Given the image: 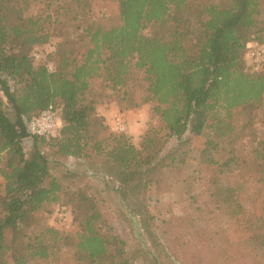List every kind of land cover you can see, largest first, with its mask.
<instances>
[{
	"label": "trees",
	"instance_id": "1",
	"mask_svg": "<svg viewBox=\"0 0 264 264\" xmlns=\"http://www.w3.org/2000/svg\"><path fill=\"white\" fill-rule=\"evenodd\" d=\"M97 2L0 0V91L14 115L0 98V264H55L63 251L61 264L123 262L117 238L99 229L101 213L85 187L51 176L38 145L114 177L149 222V187L181 169L199 137L201 163L252 173L261 207L248 219L236 205V256L221 247L214 264H264V141L251 158L230 150L218 162L210 136L232 132L249 108L261 109L264 123V70L250 72L245 61L248 42L264 44V0H103L111 11L101 16ZM31 3L37 10L26 14ZM47 43L53 49L36 61L32 52ZM110 101L127 111L151 103L155 122L137 141L110 130L99 107ZM49 106L62 120L59 134L29 135L25 119ZM26 137L33 141L28 153ZM64 199L59 207L70 211L71 228L41 224V214Z\"/></svg>",
	"mask_w": 264,
	"mask_h": 264
},
{
	"label": "rangeland",
	"instance_id": "2",
	"mask_svg": "<svg viewBox=\"0 0 264 264\" xmlns=\"http://www.w3.org/2000/svg\"><path fill=\"white\" fill-rule=\"evenodd\" d=\"M97 1L95 11L98 15L111 11L103 5V0ZM36 10L35 4L31 3L26 14H34ZM51 40L56 42L57 39L52 37ZM44 46L35 50L44 55ZM0 98L4 110L13 119V111L1 91ZM99 107L109 111L106 115L99 112L110 130L112 115L116 111L124 112L128 124L125 133L133 135L136 141L143 130L155 122V117L150 113L151 103L128 111L120 110L113 101ZM262 114L259 108H249L244 114V122L239 119L232 132L220 138L210 134L219 144L213 151L218 162L225 161L230 150L239 159L253 156V148L264 141ZM204 140V137L193 140L187 149L188 156L183 167L168 171L159 186L152 184L149 187V222L134 210L131 200L123 198L114 177L106 176L84 161L61 159L53 148L45 144L38 146L49 159L51 176L73 189L85 187L87 192L84 194L93 199L95 209L101 213L99 229L119 241L118 246L123 253L122 264H214L222 253L221 247H227V256H236L232 247L238 238L234 226L236 205L246 211L248 219L256 217L261 207L254 203L257 183L250 171L238 168L234 163L221 168L215 164L201 163L199 153ZM32 144L31 137L22 140L26 153L31 150ZM172 144H168L167 148ZM64 201L52 204L42 213L40 223L55 228L53 213ZM66 257L65 251L59 252L54 259L55 264H61Z\"/></svg>",
	"mask_w": 264,
	"mask_h": 264
},
{
	"label": "built area",
	"instance_id": "3",
	"mask_svg": "<svg viewBox=\"0 0 264 264\" xmlns=\"http://www.w3.org/2000/svg\"><path fill=\"white\" fill-rule=\"evenodd\" d=\"M46 52L53 49L51 43L44 46ZM44 55L41 52L34 50L32 56L35 60L41 59ZM246 68L250 72H260L264 70V44H259L257 41H250L246 44L245 53ZM51 70V64L47 65ZM26 131L29 135L42 136L45 138L54 137L59 134L62 127V120L51 106L48 108L32 114L25 119ZM127 116L122 111H116L111 118V127L117 132H126L127 130ZM53 225L63 231H67L71 227L72 216L70 211L61 206L55 209L52 217Z\"/></svg>",
	"mask_w": 264,
	"mask_h": 264
},
{
	"label": "crops",
	"instance_id": "4",
	"mask_svg": "<svg viewBox=\"0 0 264 264\" xmlns=\"http://www.w3.org/2000/svg\"><path fill=\"white\" fill-rule=\"evenodd\" d=\"M100 111H101V113L102 114H105L106 115V113H109V111H106V109H100ZM139 129H141V128H138V130ZM134 134V133H133ZM139 134V133H138ZM134 135H136V134H134ZM26 138H29V137H26ZM68 159H74L75 161H82V160H80V159H76V158H72V157H69Z\"/></svg>",
	"mask_w": 264,
	"mask_h": 264
}]
</instances>
